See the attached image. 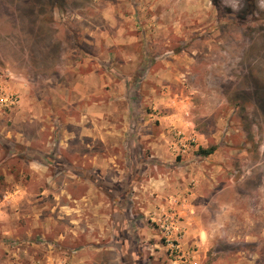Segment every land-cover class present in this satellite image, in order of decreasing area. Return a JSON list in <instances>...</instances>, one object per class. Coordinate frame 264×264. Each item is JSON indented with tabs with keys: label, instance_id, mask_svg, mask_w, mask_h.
I'll return each mask as SVG.
<instances>
[{
	"label": "rangeland",
	"instance_id": "obj_1",
	"mask_svg": "<svg viewBox=\"0 0 264 264\" xmlns=\"http://www.w3.org/2000/svg\"><path fill=\"white\" fill-rule=\"evenodd\" d=\"M0 264H264V0H0Z\"/></svg>",
	"mask_w": 264,
	"mask_h": 264
},
{
	"label": "crops",
	"instance_id": "obj_2",
	"mask_svg": "<svg viewBox=\"0 0 264 264\" xmlns=\"http://www.w3.org/2000/svg\"><path fill=\"white\" fill-rule=\"evenodd\" d=\"M123 55H124V53H123ZM126 55H128V54H126ZM127 57H129V56H127ZM114 69L116 70V68H114ZM99 72H100L99 69H95L94 72H92V71L89 72V75H87V79L85 80V87H86L87 90L88 89H91V82L90 81H92V75H93V73L96 76ZM121 73H123V72L121 71ZM99 77H100L101 80L104 79V77L101 76V75H99ZM87 83H89V85H87ZM94 104H96V106H94L95 107L94 110H93L94 112L90 111L89 114L94 115V117L96 115V117L94 119H99V120L105 121L104 119H106V115L110 112V111H107V106H105V105L102 106V101H99L98 103L95 102ZM156 119H160V118H156ZM167 119H169V117H167ZM155 146L157 147L159 145H155ZM10 256H11V260L16 259L15 258L16 253L14 251H11L9 257ZM13 262H15V260H13Z\"/></svg>",
	"mask_w": 264,
	"mask_h": 264
},
{
	"label": "trees",
	"instance_id": "obj_3",
	"mask_svg": "<svg viewBox=\"0 0 264 264\" xmlns=\"http://www.w3.org/2000/svg\"><path fill=\"white\" fill-rule=\"evenodd\" d=\"M214 151H215V148H210V149H207V150H201L200 153H201L203 156H208V155L213 154Z\"/></svg>",
	"mask_w": 264,
	"mask_h": 264
}]
</instances>
